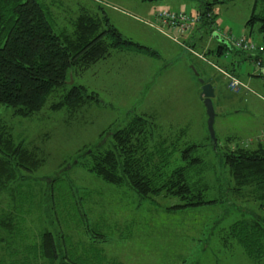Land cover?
<instances>
[{
  "label": "rangeland",
  "instance_id": "obj_1",
  "mask_svg": "<svg viewBox=\"0 0 264 264\" xmlns=\"http://www.w3.org/2000/svg\"><path fill=\"white\" fill-rule=\"evenodd\" d=\"M41 1L50 7L57 31L64 28L71 32L74 20L86 10L107 14L124 37L147 44L158 53L113 48L104 58L72 73V83H83L100 100L57 108L62 101L59 90L30 115L0 104V133L23 142L35 160L30 171L17 167L25 177L23 182L0 174V219L11 221L15 230L6 236L11 244L0 243V260L8 263L15 258L11 254L16 249L20 257L30 245L36 254L34 258L31 253L34 264H49L37 248L41 233L49 228L63 235L68 253L89 255L94 264H264L248 257L239 244L223 239L237 218L264 216L261 201L252 197L256 185L238 189L224 162L226 151L237 145L256 147V141L264 138V75L257 74L255 60L248 54L258 50L245 53L227 41L223 53L218 54L225 67L213 65L189 44L191 35L207 33L212 38L204 26L194 25L190 32L179 34L177 26L156 16L159 10L179 9L197 17L198 0ZM255 2L215 1L211 5L215 31L264 41V32L257 24L252 30L246 24ZM156 22L161 30L155 27ZM195 47L201 52V42ZM226 66L253 82V90H229V77L222 71ZM195 68L202 77L216 75L215 82L211 81L215 93L227 100L225 106L218 102L219 111L216 95L213 97L217 143L210 135L206 107L196 91L200 81ZM135 113H152L166 133L183 130V146L189 140L201 144L194 154L203 161L193 167L192 176L202 182L196 186L205 189L207 197L220 201L167 208L179 198L157 194L158 201H153L141 197L129 184L110 183L74 162L78 152L105 140L111 128L126 126ZM55 174L56 180L52 178Z\"/></svg>",
  "mask_w": 264,
  "mask_h": 264
},
{
  "label": "trees",
  "instance_id": "obj_2",
  "mask_svg": "<svg viewBox=\"0 0 264 264\" xmlns=\"http://www.w3.org/2000/svg\"><path fill=\"white\" fill-rule=\"evenodd\" d=\"M215 1L219 0H198V22L210 33L215 30L211 13ZM54 21L50 7L41 0H0V104L16 108L21 115L41 110L59 90L62 101L55 105L57 108L71 107L84 100H100L83 83H71L70 74L104 58L113 48L158 53L147 44L124 37L107 14L86 10L74 20L71 32L64 28L57 31ZM247 24L251 30L257 24L258 30L264 32V0H256ZM227 44L219 42L218 50L221 52ZM248 54L256 62L257 58L264 57V49ZM256 69L258 75H264L262 68ZM160 125L152 113H135L126 126L111 128L105 140L78 152L74 162L82 163L110 183H127L141 197L148 196L153 201H158L154 197L157 194L177 196L179 199L168 203L167 208L183 209L216 202L218 198L207 197L205 189L196 186L202 182L192 176L193 167L203 161L194 154L201 144L189 140L183 146V130L176 133L172 129L174 133L167 134ZM224 162L238 189L247 184L256 185L252 197L260 200L264 208V144L226 151ZM34 164L23 142H15L13 137H3L0 133L1 175L23 182L21 179L25 177L17 172V167L30 171ZM54 177L56 180L58 175ZM237 187L232 189L238 191ZM0 229L6 231L3 235L0 230V243H9L11 238L6 236H12L15 231L12 222L0 219ZM94 233L105 236L100 231ZM62 236L49 228L41 233L38 252L49 264H94L89 255L68 253ZM223 239L239 244L252 260L263 262L264 216L252 214L237 218ZM19 252L16 249L11 254L15 258H10L8 263L0 260V264H34L30 245L20 257ZM33 256L36 257L34 252Z\"/></svg>",
  "mask_w": 264,
  "mask_h": 264
},
{
  "label": "built area",
  "instance_id": "obj_3",
  "mask_svg": "<svg viewBox=\"0 0 264 264\" xmlns=\"http://www.w3.org/2000/svg\"><path fill=\"white\" fill-rule=\"evenodd\" d=\"M157 18L164 22L165 24L171 26H177L179 28V34H184V32H190L194 25L198 22V15L194 17L191 12L185 10H170L163 9L159 10L156 14ZM228 41L231 42V45L242 49L244 51H260L264 49V41L257 43L253 40H249L245 36H233V35H224ZM255 65L258 69L264 68V57H259L256 59ZM229 77L228 88L234 92H240L247 87L245 82H243L238 76L233 73L225 71Z\"/></svg>",
  "mask_w": 264,
  "mask_h": 264
},
{
  "label": "crops",
  "instance_id": "obj_4",
  "mask_svg": "<svg viewBox=\"0 0 264 264\" xmlns=\"http://www.w3.org/2000/svg\"><path fill=\"white\" fill-rule=\"evenodd\" d=\"M144 1H153V0H144ZM110 18V17H109ZM111 20V19H110ZM248 20V19H247ZM112 22V21H111ZM114 24V23H113ZM214 24V23H213ZM246 24H247V21H246ZM115 25V24H114ZM152 25V24H151ZM196 25H197V27H200L201 26V23L200 22H198V23H196ZM247 26H248V24H247ZM155 27L158 29V30H161L162 29V26H161V24H159L158 22H156V24H155ZM209 34H207V33H205V34H202V35H200L199 37H196V36H194V37H192L193 35H191V39H192V42L191 43H189L190 44V47L193 49V50H195L196 51V54L200 57V58H202V59H205V60H207L208 62H210V63H212L213 65L214 64H216V65H220V67H225V65L224 64H222V63H220L219 62V60H218V54H221V53H223V51H224V49L220 52L219 50H218V48H219V42H222V41H220L219 39H217V38H215L214 36H213V33H211V35H212V38L211 37H209L208 36ZM222 35V34H221ZM222 36H224V35H222ZM215 40H217V44H215L214 43V39ZM197 42H201V52H199V51H197L196 50V45H197ZM158 52V51H157ZM216 52H217V54H216ZM253 60H254V56H250ZM231 62H233L232 61V59H231ZM234 64V63H233ZM223 71V73L228 77V75L225 73V71H227V72H230V73H233L234 75H236V76H238L243 82H245L246 83V85H248L247 87L249 88V90L250 89H252L253 90V88L252 87H254L253 85L251 86V84H253V82H251V81H248V80H245V78H243V76H240V74L238 73V71L235 69V68H229L228 66H226V69H223L222 70ZM255 71L257 72V74H258V71H257V69H255ZM188 72V71H187ZM202 72V71H201ZM262 72L264 73V68H262ZM208 75V74H207ZM216 76V75H215ZM215 76H214V74L213 75H209V78H207V77H205L206 78V80H209V81H212L213 83L215 82ZM196 91L197 92H200V83H199V86L198 87H196ZM244 89H246V87H244ZM243 89V90H244ZM230 90V89H229ZM242 90V91H243ZM248 90V89H247ZM242 91H240V92H242ZM234 92V91H233ZM240 92H236V93H240ZM245 92H247V91H245ZM199 95H200V93H199ZM215 95H216V93H215ZM202 99V98H201ZM203 100V99H202ZM215 102H216V108L217 109H219V106H218V104L220 103V104H222L223 106H225L226 105V103H227V100L224 98V96H222V95H220V94H218V95H216V98H215ZM219 102V103H218ZM203 103H204V101H203ZM205 105V104H204ZM206 107V106H205ZM206 110V109H205ZM219 111H220V109H219ZM222 113H224V110H222ZM208 115V114H207ZM258 144H257V146L258 145H261V144H264V138H262L261 140H257L256 141ZM248 142H246V144H247ZM240 146H245V145H237L236 147H240ZM236 147H234V148H236ZM246 147H250V145H246ZM254 147V146H253ZM234 148H232V149H234Z\"/></svg>",
  "mask_w": 264,
  "mask_h": 264
},
{
  "label": "water",
  "instance_id": "obj_5",
  "mask_svg": "<svg viewBox=\"0 0 264 264\" xmlns=\"http://www.w3.org/2000/svg\"><path fill=\"white\" fill-rule=\"evenodd\" d=\"M213 36L220 41L227 42V39L222 36L218 31H213ZM196 74L199 76L200 81V97L203 99L206 106V111L208 114V128L210 135L215 143H217L216 130L214 126L216 109L213 102V97L215 96V86L211 81H206L204 77L200 76V72L195 68ZM71 83L73 82L72 73L70 74Z\"/></svg>",
  "mask_w": 264,
  "mask_h": 264
}]
</instances>
